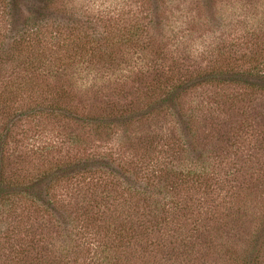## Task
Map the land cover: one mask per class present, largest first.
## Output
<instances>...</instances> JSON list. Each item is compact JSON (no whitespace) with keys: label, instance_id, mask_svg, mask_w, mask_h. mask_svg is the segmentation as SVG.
Instances as JSON below:
<instances>
[{"label":"trees","instance_id":"obj_1","mask_svg":"<svg viewBox=\"0 0 264 264\" xmlns=\"http://www.w3.org/2000/svg\"><path fill=\"white\" fill-rule=\"evenodd\" d=\"M17 2L4 0L8 26L0 37V242L10 253L0 264H264V148H239L232 126L254 107L246 90L264 92V37L253 30L238 60L231 57L232 46H222L218 63L191 70L180 65L187 56L167 58L160 41L157 57L166 68L154 76L132 61L154 43L141 20L91 17L57 6V0H39L37 15L19 18ZM258 20L261 31L264 20ZM97 65L127 74L120 88L84 110L74 102L72 75ZM134 85L145 86L146 94ZM239 86L241 93L234 89ZM204 88L213 89L210 107L191 100ZM258 109L253 113L261 122L245 119L243 132L257 128L264 145V106ZM216 112L226 115L227 143L240 149L237 154L214 148L216 141L210 148L223 131L207 121ZM154 116L173 123L162 148H149L155 142L151 125L142 148H125L124 164L111 150L87 144L88 137L108 135L116 124ZM20 122L35 128L18 135ZM70 125L76 134H67ZM58 126L79 156L64 151L48 160L39 154L42 164L29 165L19 148ZM225 155L236 159V167L221 176ZM11 162L24 168L12 174ZM121 175L127 178L122 183ZM82 184L91 199L83 205L77 201ZM58 190L69 191L67 203ZM25 214H31V225L24 224ZM43 226L49 231L45 241Z\"/></svg>","mask_w":264,"mask_h":264},{"label":"rangeland","instance_id":"obj_2","mask_svg":"<svg viewBox=\"0 0 264 264\" xmlns=\"http://www.w3.org/2000/svg\"><path fill=\"white\" fill-rule=\"evenodd\" d=\"M38 2L39 0H19V2H17L19 5L17 13L20 12L18 17L26 18L31 16V14L33 15V12L37 15L39 12L37 10L39 6ZM3 4L4 0H0V37L2 36L1 34L4 28L6 29L8 26L7 16L5 13H2ZM58 5L60 7L63 6V8L66 6V9H73L76 12H80L81 10L86 11L91 17L97 18L98 16H103L107 20H130L131 22L141 20L142 24L146 25V37L152 38L151 40L154 43L153 46L147 47L143 54L136 53L135 56L138 57H133L132 61L137 62L139 69L150 70V73L154 76L162 71L161 68H166L163 67L166 61L157 57V53L161 50V48L158 47L160 41L165 45L163 51H165L167 58L172 57L176 59L187 56V60L185 59L186 61H182L180 65H183L184 69L191 70L213 66L216 62L218 63L219 58L216 55L217 48H222V46H226L227 48H231L230 46H232L233 53L231 57L238 60L239 57L246 52L244 46L241 44L250 38L248 35L252 33L253 30L256 31V35L259 34L261 37H264V29L259 31L262 29V25L258 20L260 18L264 20V0H57V6ZM255 14H257V16ZM140 57L142 58L140 59ZM103 68L108 67L98 65L95 67L88 66V68L80 69L76 74L72 75L75 83L71 86L70 90L72 91L74 102H82L83 107H80L81 109L85 110L97 105L104 92H111L122 86L124 81L123 76L127 74L126 71L118 72L111 69V71L105 72L102 70ZM244 68L248 67L244 66ZM244 68L242 67V69ZM157 78H160V83L164 86H168V82H163L161 76L155 79ZM130 85L131 84H127V86ZM134 86L136 89L135 91L142 97L146 94L145 86H143V89L140 88L142 85ZM234 89H238L239 93L243 90L242 86ZM256 90L255 88H248L246 90L247 98L250 99L254 107H248L246 109L247 114L238 115V117L243 118V121L232 123V126L235 127L236 130L234 131L235 143L237 144L238 142L239 148L242 149L248 148L251 150V148H264V145L260 144L262 137V135H258L260 134V130L255 128L257 131L254 129L255 133H251V135H246L243 132L245 119L252 122L251 118L257 117V121L254 120V122L257 124L261 122L260 115L256 116L253 112L259 110L258 107L260 105L264 106V92L260 94L256 92ZM212 93L213 89L204 88L203 91L199 90L198 94L191 96V100L195 103L202 102L205 107H210L211 104L209 103L211 102ZM135 96H137V94H135ZM138 100L143 99L140 97ZM214 116L217 118L213 119L212 122L210 121V116L208 117L209 120L207 121L212 124L210 127H214V124H219L223 127V131H220L221 134L220 136L217 135V139L214 138L211 141L210 148L213 147L212 142L216 141L214 148H230L231 151L229 149V154L230 152L233 155L235 152L237 154L240 149L236 150V147L231 142L227 143V135L224 129H229L231 127L229 121L226 120V115L222 114L218 116L216 112ZM199 118L203 119L201 115H199ZM52 121L54 120H51V122ZM172 124L169 118L163 116H154L151 119L143 121V123L135 119L128 125L120 126L116 124L112 126L108 135L101 137L91 135L86 141L90 148H94L96 151L103 152L111 150V152L115 154V158L120 159V163L124 164L125 160L129 158V151L125 148H142L146 135L151 133L152 130L154 131L151 125L156 129L154 131V139L158 144L156 146L154 142L149 148H162V144L166 140V137L169 136V131L173 129ZM69 127L70 129H66L67 134L72 132L74 135L78 132L75 126L70 125ZM32 128H35L33 124L29 125L25 122H20L16 129V133L20 135L26 130L32 131ZM61 130L62 128L59 126L55 128L47 127L45 131H39L34 140L30 139V141H25L29 142L25 143L26 148L19 149L22 150L20 151L22 154H25V158L28 160V163H30L29 165L37 164V161L38 164H42L41 160L36 157L39 154H48V160H56L54 155H64V151L79 156L78 146H73L69 137H61ZM205 135L206 134L202 136L201 140L204 139ZM29 136L31 138L30 133ZM18 139H22V137L16 136L15 140L17 141ZM232 139L230 141H232ZM138 144H140V147ZM14 147L15 145L11 146V148ZM57 148H61V150ZM13 163H10V171L12 174H16L17 169L21 170V168H24L21 162L14 166ZM25 163L28 164L27 162ZM235 163L236 159H233L231 155H225L221 176H225L229 171H233V168L236 167ZM26 168L30 174L35 173L34 167L28 166ZM126 179L124 175H121L118 181L122 183ZM85 187V184L80 186L82 191H80V197L77 200L82 203V205L91 200H87L90 194L85 193ZM58 192L63 195L60 197L65 203L70 200V195H68L69 191L67 195L65 190H58ZM75 196L76 194L74 197ZM28 215L31 214H25L23 215L24 217L22 216L23 221H25L24 224L31 225L29 222L31 219L29 220ZM254 215L255 213L252 214V217H254ZM18 232H21L20 228H18ZM40 232L43 235V241H45L49 231L43 226ZM5 254H10L8 246L4 241H1V260L5 259L3 258Z\"/></svg>","mask_w":264,"mask_h":264}]
</instances>
